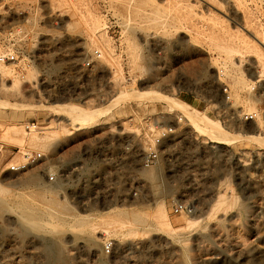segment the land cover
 Wrapping results in <instances>:
<instances>
[{
    "label": "rangeland",
    "instance_id": "rangeland-1",
    "mask_svg": "<svg viewBox=\"0 0 264 264\" xmlns=\"http://www.w3.org/2000/svg\"><path fill=\"white\" fill-rule=\"evenodd\" d=\"M121 1L89 0L100 25L92 33L78 22L73 0H62L61 5H52V9L50 0H27L19 5H7L0 0V32L12 33L24 57L32 53L36 59L31 63L23 58L18 66L5 68L12 70L13 76L0 74V89L18 77L21 95L10 96L0 90V99L47 104L65 98L81 105L91 100L88 104L96 105L122 87L131 92L134 78L157 92L168 88L174 98L191 106L193 111L218 121L215 109L221 104L220 88L225 85L230 90L231 108L254 115L253 121L235 125L234 132L243 134L242 137L252 135L253 131L264 136V75H259L257 64H253L260 54L235 46L239 38L248 40L238 28L242 18L250 20L252 31L256 28L260 37L264 36V0H238L239 4L233 3L236 5L233 14L227 6L219 7L212 0H167L165 5L144 0L138 8L140 12L127 9ZM194 27H204L208 33L197 34ZM185 34L196 43L187 42ZM227 49L236 50L231 59L226 58ZM94 51L100 57H92L96 73L93 94L79 102V83L72 75ZM250 77L258 82H252ZM0 106V264H264V151L247 136L230 146H216L190 126L195 140L187 145V150L194 169L200 172L194 177L189 193L199 198V206L192 214H173L168 206L170 197L180 192L184 178H165L155 172V184L160 186L156 197L163 201L169 228L164 226L158 232L145 233L144 220H107L112 221L108 228L82 230L64 217L51 220L45 214V205L58 209L57 203L73 204L69 186L57 188L58 179L49 183L47 175L51 173L42 160L18 173L10 172L9 167L26 164L25 153L51 154L54 164H67L89 146L92 166L102 178L107 175V167L100 164L98 146L94 142L88 144L89 132H74L65 124L62 125L66 129L56 130V123L62 119L49 112L7 109L2 102ZM169 111L187 116L181 107L133 100L99 119L96 125L107 126L112 132L115 126L126 123L129 134H133L137 128L127 122L132 118L134 122L135 116ZM28 123L36 125L35 132L30 134L31 129H25ZM18 125L27 134L10 137V128ZM49 126L53 127L50 131ZM46 133L52 134L49 148L43 146L42 140L33 138L34 135L42 138ZM137 141L134 138L135 147H139ZM131 174L125 176L121 170L118 175H107L106 183L109 180L108 187L114 188L111 192L114 197L96 200L78 197L75 200L84 205L73 206L74 209L95 214L104 210L101 204L116 201L122 195L125 205L138 204L135 210L151 213L145 201L155 198L149 191V181L140 178L146 198L143 195L132 198L130 187L135 178ZM43 185L57 191L46 192ZM219 195L226 197L228 204L215 208V212L211 205ZM193 214L200 216V220L187 228L184 219ZM26 215L29 220H24Z\"/></svg>",
    "mask_w": 264,
    "mask_h": 264
},
{
    "label": "built area",
    "instance_id": "built-area-1",
    "mask_svg": "<svg viewBox=\"0 0 264 264\" xmlns=\"http://www.w3.org/2000/svg\"><path fill=\"white\" fill-rule=\"evenodd\" d=\"M27 0H4L7 5H19ZM7 31L0 32V66H18L20 60L27 58L29 62L36 61L35 55L27 54L24 57L23 52L16 46L15 38ZM99 58V52L94 51L89 59L80 64L72 75L79 86L77 100L81 102L82 98L92 95V86L95 82L96 73L93 72L92 57ZM0 76V81H1ZM94 90V89H93ZM159 92L169 93L170 91L162 88ZM221 104L215 109L218 122L228 131H234V126L243 122L254 120L253 114L243 113L242 110L234 109L230 99V90L223 85L220 88ZM45 94V93H43ZM47 95V94H46ZM91 102V100H88ZM87 102V101H86ZM84 102V104H87ZM131 118V117H130ZM127 123L137 128V132L129 134L130 130L125 126L119 125L114 127L110 132L107 126L88 129L90 144L94 142L98 146L100 164L107 167V175H118L121 170L129 176L131 173L135 178L132 179L130 195L132 198H140L143 194L142 185H140V171L154 168L160 176L172 178L173 176L184 178L181 181L180 192L175 193L168 200V206L172 209L173 214L190 215L195 208L199 206V198L189 196L192 186L195 182L194 177L200 172L194 169L191 155L187 150V145L195 140L190 128L189 121L180 112L157 113L147 115H137ZM25 129H37L35 124L28 123ZM132 133V132H131ZM132 135V136H129ZM134 138H137L139 147H135ZM81 155H77L67 164H54L51 154L40 155L25 153L23 157L27 161L21 166H10L9 171L18 173L26 169L28 165L36 164L42 160L43 166L47 169L49 183L57 179L62 186H69L72 190L70 202L74 207L79 208L84 205L77 202L78 197L86 196L89 200L96 198L107 199L113 198V187H108L109 180L106 183V176L100 177L96 172L90 160V150L85 147ZM2 147H0V151ZM98 156V155H97ZM52 169H55L52 172ZM130 173V174H129ZM87 177V178H86ZM102 181V182H101ZM171 181L167 182L170 186ZM103 185V188H101ZM109 188V189H108ZM98 200V199H97ZM116 201L124 203V196L119 195ZM81 203V204H80ZM108 249V248H106Z\"/></svg>",
    "mask_w": 264,
    "mask_h": 264
},
{
    "label": "bare ground",
    "instance_id": "bare-ground-1",
    "mask_svg": "<svg viewBox=\"0 0 264 264\" xmlns=\"http://www.w3.org/2000/svg\"><path fill=\"white\" fill-rule=\"evenodd\" d=\"M50 1L51 2H49V7L51 5V9H52V5H61V2H62V0H50ZM73 1H75V4H74V6L76 8L75 11L78 13V22L81 21L82 23H84V25H86L92 31V33H95V31H97V29L100 27V25H99V20L97 18V15L94 13V10L92 9V7H90L89 0H73ZM166 1L167 0H156L155 2L154 1L153 2L155 4L165 5ZM213 1H215L216 4L219 7H224V6L226 7L227 6L229 11L232 14H233L232 10H233L234 5H235V4L233 5V3L239 4L238 0H212V2ZM143 2H144V0H122L121 1V5L126 7L127 9L129 8V10H133L135 12L136 10H138V8L141 7ZM118 3H120V2H118ZM177 5H179V4H177ZM182 5H180V6H182ZM183 6H185V5H183ZM218 6H217V9H218ZM237 6L239 7V5H237ZM189 8H190L191 13H194V12H192L193 8L191 6H189ZM242 19H241V24L238 26V28H239L240 31H242L247 36L248 40H243V38H242V40H243L242 41L241 38H239V41L237 42V44L235 42V46L237 45L238 46L237 48H239V49H248L250 51H252V50L255 51L256 50L258 52V54H260V57H258V55H256L257 58L256 57L254 58L255 62H253V61L252 62H253V64L254 63L257 64V67H258V70H259L258 74L262 76V75H264V36L260 37V33H259V31L256 28L253 29V31H252L251 28H253V27H252V24H250V20L249 21L247 20V22L244 20L245 21V24H244V21H242ZM203 28L201 29L200 27H194V31L197 34L198 33L199 34L200 33L201 34L208 33V31L206 29H203ZM243 33L241 34V36L243 35ZM247 33L249 34V36H248ZM185 36L187 37L186 38L187 42H189L191 44H193L195 42L194 38H192L188 34H185ZM244 39H246V37H244ZM234 49H227V51H226V54H227L226 58L227 59H231V57H233V55H234V53L236 51ZM245 52H248V51H245ZM252 55H254V54H252ZM239 63H240V61H239ZM5 68H8V67L0 66V74L6 73V74H8V75H10L12 77L13 76L12 75V73H13L12 70L5 69ZM118 71H120V68H118ZM219 76H220V72H219ZM217 79H218V77H217ZM250 79L254 83L258 82V80L255 81L254 77H250ZM137 80H138V78H137ZM18 84H19L18 77H13V80L10 82V84L8 86H5L6 84L3 85L0 90H2V91L4 90L10 96H20L21 92L19 93V85ZM153 89L154 88L152 86H148V85L144 86L141 82H139V81L137 82L133 78V81L131 82V92L126 91L125 88L122 87L121 89H118L117 91H115L113 93V95L108 100H106L104 103L96 104V105L88 104L90 101H87L86 102L87 104H84V105L76 104V103H73L70 99H65V98L64 99H61V98L60 99H55L53 101L48 102L47 104H40V103H38V104H29V103H16V102L12 103V102H8L7 100H2V99H0V103L2 102V106H7V109L9 107L10 109H13V110L33 109V110H36V111L49 112V113H51V115L53 117H58V118L62 119V121L60 123H56V127H54V129H56V130H64V129H66V127L63 126L65 124L67 126H70L71 129L74 130V132H79V131H84V130H88V129H91V128H96L97 126H99V125H96V123H97V121L99 119H101L102 117H106V116L112 114L113 111L118 110L120 108V106H122L123 104H125L127 102H130V101H133V100L134 101H146L148 103H160L161 102V103H164V104H166L168 106H171V107L174 106V107L183 108V110L187 113L186 114L187 116H185V117L186 118L188 117V119H189L188 121H189L190 126L195 131L198 130L199 133H202L200 136H202V137L205 136L208 139V143L215 144L216 146L217 145L218 146H230V145L234 144L235 142H237L239 140V138H240V140H242L241 138H244L245 136H247L245 138H249L250 140L252 139L253 141H255V143L258 145V147L261 148L264 151V136H261L257 132L253 131L252 133H250L252 135L247 133L250 136L244 134V137H242L243 136L242 133H240V134H242V136H241V135H238L239 133H236L234 131H228L217 120H214V119L210 118L208 115H202V114H200L198 112L193 111V108L191 106H189L188 104L183 103L178 98H174V94L173 93H165V94H163V93L157 92L156 89H154V90ZM63 90L64 89H62L61 91H63ZM166 94H168V95H166ZM169 112H173V111H169ZM56 120H58V119H56ZM52 128H50V126H49L47 128V130L49 129L48 131H50V129H52ZM125 128L128 129V127L126 125H125ZM44 129H46V128H44ZM33 131H34V129H31L30 134L33 133ZM251 131L252 130H250V132ZM68 132H69V130H68ZM19 134L25 135L27 133H26V131H24L22 129V127L20 125L12 126L10 128V137L14 138L16 135H19ZM51 136H52V134L46 133L45 136H43L42 138L41 137H36L35 135L33 136V138L35 140H38V141L42 140L43 141V146L46 147V148H49L48 145L50 144V141L52 139ZM21 139H23V138L21 137ZM249 139H246V140H249ZM40 144H42V143H40ZM45 151H46V149H45ZM155 172L157 173V171H155L153 168H150L147 171L146 170L140 171L141 178L144 177L147 181H149V183H150L149 191L151 190L152 195L155 197L153 199L145 200L149 204V205H146L147 206L146 208H147V210L150 209L151 213H147V212L146 213H140L139 211L135 210L134 208L139 206L138 204L125 205L124 203H119L118 201H108L106 203L101 204L100 207H102L104 210L97 211L99 214H97V212L95 214L94 213H83L81 211L80 212H76L74 207L71 204H69V203L67 204L66 202H65V204L57 203V208L58 209H51L48 205H45V207H44L45 211L44 212H45V214L48 217H51V220L54 219V218L57 219V220H61V218L64 217L66 220H68V222H70L72 224H76V226H79L80 228H82V230H84V228H87V229L88 228L96 229V228H105V227L108 228L107 225L110 224V222H112V221L108 222L107 220H134L135 222L138 221V220H144V222H142V223L145 224L142 227L143 228V232H145V233L155 232V231L158 232V230H160V227H164L165 226V227L169 228V226H168V222H167L168 221L167 220V212H166V210L164 208L163 201H162L161 198L159 199V198L156 197L158 195L157 189L160 186L155 184V180L157 178ZM60 185L62 186V184L60 183L59 185H57V188H59ZM48 186L49 185H43V188H44L43 190L46 191V192H49V193H50V191L51 192L52 191H54V192L57 191V189H55L54 187L50 188ZM0 190H2L1 187H0ZM143 197L146 198V195L144 194ZM226 200H227V198L224 197L223 195L222 196L221 195L217 196L215 198L213 204L211 203L212 204L211 208L213 210L215 208H217V210H218V208L224 206V204L226 203ZM143 202L144 201H141V203H143ZM49 203H50V201H49ZM226 204H228V203H226ZM127 207H129L131 209H126ZM207 210H209V209H207ZM215 212H216V209H215ZM199 218H200V216L198 217L195 214H193V215H191L189 217H185L184 220H185V223L187 225V228L190 225H191L190 228L192 227L193 224L195 225V223L197 222V220ZM29 219L30 218L26 215V218L24 220H29ZM62 220H64V219H62ZM116 222H118V221H116ZM140 226H142V225H140ZM140 226H138V227H140ZM130 228H131V230H130ZM130 228H128L129 231H132V227H130ZM135 228H136V226L133 229L135 230ZM184 228H186V227H184ZM102 231H104L103 233H106L105 230H102ZM118 231H119V229H118ZM129 231H127V232L129 233ZM128 233H126V234H128ZM103 237H104L103 239L106 238L105 236H103ZM1 260H3V259H1Z\"/></svg>",
    "mask_w": 264,
    "mask_h": 264
}]
</instances>
